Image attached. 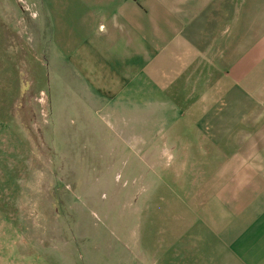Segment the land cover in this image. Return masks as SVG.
Here are the masks:
<instances>
[{"label": "crops", "instance_id": "1", "mask_svg": "<svg viewBox=\"0 0 264 264\" xmlns=\"http://www.w3.org/2000/svg\"><path fill=\"white\" fill-rule=\"evenodd\" d=\"M43 3L56 31L45 53L62 86L85 87L89 102L105 104L140 95L146 83L177 89L173 151L201 167L199 188L177 209L186 217L155 264H264V0ZM211 70L234 87L212 106L209 95L184 91L209 85ZM26 227L0 206V264H77L65 245L49 247Z\"/></svg>", "mask_w": 264, "mask_h": 264}, {"label": "rangeland", "instance_id": "2", "mask_svg": "<svg viewBox=\"0 0 264 264\" xmlns=\"http://www.w3.org/2000/svg\"><path fill=\"white\" fill-rule=\"evenodd\" d=\"M52 15L43 0H0V206L77 264H155L199 188L201 167L173 151L177 89L146 83L128 101L89 102L45 53ZM217 79L211 70L209 85L184 91L212 106L234 88Z\"/></svg>", "mask_w": 264, "mask_h": 264}, {"label": "built area", "instance_id": "3", "mask_svg": "<svg viewBox=\"0 0 264 264\" xmlns=\"http://www.w3.org/2000/svg\"><path fill=\"white\" fill-rule=\"evenodd\" d=\"M135 1L139 2V1H141V0H135Z\"/></svg>", "mask_w": 264, "mask_h": 264}]
</instances>
